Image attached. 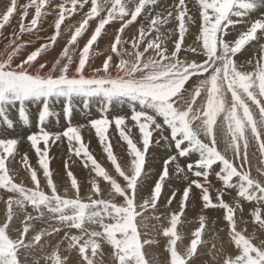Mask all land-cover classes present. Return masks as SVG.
<instances>
[{
	"label": "snow or ice",
	"instance_id": "obj_1",
	"mask_svg": "<svg viewBox=\"0 0 264 264\" xmlns=\"http://www.w3.org/2000/svg\"><path fill=\"white\" fill-rule=\"evenodd\" d=\"M193 3L196 10L190 14L186 0H173L163 12L154 11L158 0H63L55 4L53 0L23 4L6 0L0 12V38L7 41L5 58L0 59V133L15 128L11 110L17 111L23 126H30L29 105L36 106L38 131L26 139L38 161L33 166L27 153L23 154V167L34 186L18 182L15 163L21 139L0 138V201L6 208L0 221V264H27L29 260L40 264L41 259L45 264H154L155 256L150 259L148 249L160 241L150 229L155 227L153 220L162 222L176 199L179 189L160 205L166 184L173 179L185 187L179 210L170 213V226L161 232L167 238L168 255L160 264H198L208 243L203 239L208 218L200 215L190 245L178 248L182 239L178 225L190 200L197 199L194 190L199 191L202 210L225 212L226 225L220 229L225 248L211 242L212 264H217V254L219 264H264V233L258 237L241 227L247 224L243 202H248L253 204L251 219L264 230V15H254L264 12V0ZM77 12L82 19L74 31L71 24L65 26L71 35L59 55L53 61L44 59L57 44L66 18ZM53 13L55 32L49 42L16 62L32 44L24 36L40 39L45 18ZM142 14L147 24L140 23L138 35L126 38L125 30ZM17 16L18 31L14 29L8 37L4 30ZM106 26H112L114 33ZM192 27L195 32L190 31ZM86 33L81 46L80 38ZM109 35L113 39L105 49L107 55L96 66V59L105 55L98 41ZM186 35L194 37L191 44L185 43ZM253 42L254 56L241 60ZM76 101H82L88 111L93 103L100 108L102 115L89 124L115 174L89 151L81 127L71 124ZM58 103L63 104L69 126L51 132L44 125L49 119H59L53 107ZM124 106L130 116L109 117L114 108ZM113 124L127 143V167L113 152L108 135ZM133 127L139 130L141 146L133 139ZM65 139L69 153L95 173L87 193H82L71 170L67 171L70 184L63 192L53 179L49 153ZM153 143L166 149V155L161 174L146 191L151 177L146 158ZM253 146L255 151H251ZM253 158L260 162L257 175H253ZM213 176L221 188L214 187ZM101 178L107 182L105 187ZM227 190L236 192L234 204L226 201L225 196L231 194ZM17 219L22 225L18 229ZM36 222L48 227L37 229ZM45 244L50 252L36 257L34 251H42Z\"/></svg>",
	"mask_w": 264,
	"mask_h": 264
},
{
	"label": "rangeland",
	"instance_id": "obj_2",
	"mask_svg": "<svg viewBox=\"0 0 264 264\" xmlns=\"http://www.w3.org/2000/svg\"><path fill=\"white\" fill-rule=\"evenodd\" d=\"M24 2H27V1H25V0H20V3L21 4H23ZM55 2L56 3H62L63 2V0H53V3L55 4ZM5 4H6V0H0V12H2L3 10H4V7H5ZM165 8L166 7H161V6H159V7H157V8H155L154 9V11L156 10V11H161V9H163V11H165ZM163 11H161V12H163ZM76 15H78V18H76L77 16ZM74 14V16H71V17H67L66 18V20H65V24L64 25H62V27H65V26H67V25H69V24H73L72 26H73V31H74V27L75 26H77V23H79V21L82 19L81 17H82V14L81 13H79V12H77V14ZM54 17H55V13H53V14H50L49 15V17L45 20V22H44V24H43V30L39 33V36H40V39H37L36 37L34 38V36H29V35H25L24 37L25 38H23L25 41H27L28 39L27 38H29V40H32V44H30V46H33V47H38L41 43H42V41L44 40V41H46V42H49V38H50V36L51 35H49L50 34V31L53 29V26H54ZM31 19V10H30V16H29V20ZM53 19V20H52ZM78 19H79V21H78ZM148 19V18H147ZM48 20V21H47ZM67 22H69V23H67ZM73 22V23H72ZM18 23H19V16H17L14 20H13V22H12V26H10V27H6V29L4 30V32H6L7 31V33H8V35H7V33L5 34L6 36H11V33H12V31L14 30V29H16L17 31H18ZM115 23V22H114ZM15 26V27H14ZM12 28V29H11ZM52 28V29H51ZM49 30V31H48ZM45 32V33H44ZM47 32V33H46ZM67 31H65V28L62 30V32H61V36H63L64 38H65V44L67 43V40L70 38V36L69 35H71V32H68V33H66ZM87 33L85 34V38L87 39ZM84 37H82V38H80V44H81V46H82V44L86 41V39L84 38ZM186 37H187V40H185V43L186 44H191L192 43V41H193V36H191V35H186ZM174 38H178V33H177V36L176 37H174ZM192 39V40H191ZM6 43H7V41L6 40H4L3 38H0V47H3V48H5V45H6ZM40 43V44H39ZM45 43V42H44ZM62 43V42H61ZM65 46V45H64ZM1 54H0V59H1ZM46 58V57H45ZM95 104V103H94ZM80 105H82L81 103L80 104H78V105H76V107L74 108V110H76L77 111V106H80ZM96 106L98 107V105L96 104ZM35 107L36 106H32V105H29V113H30V119H31V124H30V126H27V127H23V130L20 128V124H21V122L18 120V118L17 117H15V116H17V114L16 115H14V112L16 111V110H11L10 111V117L14 120V122H15V127L17 128V131H18V133H21L22 135L20 136V139H21V143H24V141H25V144L27 145V146H22V147H18V152H19V155L17 156V161H16V163H15V168L16 169H18L19 171H18V175H17V180H18V182H20V181H23L24 183L25 182H27L28 184H26V185H28V186H34V185H32L31 183H30V180H29V174H28V172H27V170L23 167V164H22V159H21V157L23 156V154L24 153H27V155H28V157H29V163L31 164V165H33V166H37V161H38V157H37V155H36V153H35V151L31 148V146H30V143L28 142L27 143V136L29 135V134H31L32 132H36V131H38L37 129H38V125H37V112L35 111ZM54 107V110H55V112H57V113H59V119H58V121H57V119H55V118H53V119H55V124H54V127H52L51 128V132H60V131H63L64 130V128L63 127H65V129L69 126L68 125V122H67V120L65 119L66 118V116H65V113L63 112V110H62V108H63V105H62V103H60V104H56V105H54L53 106ZM87 111V112H86ZM85 113V114H84ZM84 113L82 114H80V115H86V116H88V110H86L85 109V111H84ZM118 114H122V113H124L123 111H118L117 112ZM12 114V115H11ZM14 117V118H13ZM34 117V118H33ZM36 117V118H35ZM63 117V118H62ZM72 117V116H71ZM62 118V119H61ZM36 120V121H35ZM66 121V124L64 125V121ZM18 121V122H17ZM20 122V123H19ZM70 122H71V120H70ZM61 123H62V125H61ZM59 126H58V125ZM71 124L73 125V126H76V124L75 123H72L71 122ZM37 125V126H36ZM56 125V126H55ZM81 127H83V128H86V126H81ZM19 128V129H18ZM25 129L27 130H29V131H27V133H24L25 132ZM32 129V130H31ZM56 129V130H55ZM59 131H58V130ZM36 130V131H35ZM46 130H47V128H46ZM49 131V130H48ZM89 131L91 132L90 133V135L92 136V135H94L95 134V131H92V130H90L89 129ZM18 134H16V137L15 138H19L18 136H17ZM89 135V137L85 140V142L88 144V146H90L91 147V145L93 144V143H96L97 141H99L98 140V138H93V137H91ZM23 137V138H22ZM134 139V141H136V142H138V146H141L140 144H139V141L140 140H138V139H140V137H134L133 138ZM65 143V144H64ZM58 144V145H57ZM57 145V146H56ZM64 145V146H63ZM127 145V144H126ZM42 147H43V145H41ZM68 144H67V142H66V140H64L63 142H62V144H61V142H57L55 145H53L52 147H51V150H50V153H49V155H50V157L52 158L51 159V164H50V168L52 169V171H53V179H55V177H57L58 175L59 176H62L63 178H65V180H66V185H61L60 187H59V189H60V191L61 192H63V189L66 187V186H68L69 185V183H70V178L67 176V171L68 170H70V168L73 170L72 172L74 173V175L78 178V181L80 182V184H81V186H82V193H86V188H87V192H88V190H89V187H90V185H89V181H90V179L95 175V173H93V172H91L90 173V169H86L85 167H84V165H83V163H82V161L81 160H75V158H74V156H72V155H70V153H69V148H68ZM28 147V148H27ZM154 147H157L154 143H153V145L150 147V149H149V151L151 152H149L148 153V156H147V163H146V165H145V168H146V166H147V164L148 163H151V162H153L152 160H154V159H156V157H157V155H158V153H156L154 150H153V148ZM66 150H65V149ZM162 148V147H161ZM255 149V146H253L252 147V149H251V151H255L254 149ZM27 149V150H26ZM62 149V150H61ZM162 149H164V148H162ZM23 150V151H22ZM92 150H95L96 151V153H100V150L99 151H97L95 148H90L89 149V151L91 152ZM152 150V151H151ZM58 152V153H57ZM92 153V152H91ZM103 154L100 156L101 158L99 159V161L98 162H100L101 164H102V166H104L105 168L106 167H109V165L111 166V163H110V161L108 160V158H107V155H106V153L105 152H102ZM156 153V154H155ZM54 154H55V156H54ZM93 154V153H92ZM257 156H258V153H257ZM257 158H253V163L255 164V165H253V175H257V172H256V167H257V165H259V160L257 159ZM151 160V161H150ZM57 161H60V162H62L61 164H60V162H57ZM65 161V162H64ZM104 161V162H103ZM66 162H67V165H68V167H67V169H66V167H65V164H66ZM68 162H69V164H68ZM74 163H75V166H74ZM104 163V164H103ZM256 163H257V165H256ZM56 165V166H53V165ZM161 164H163V159L161 160ZM83 166V167H82ZM163 166V165H162ZM255 167V168H254ZM57 168V169H56ZM64 168V169H63ZM60 169V170H59ZM84 169V170H83ZM109 171H110V173H114L115 174V171H113V169H114V166L112 165V167H109V168H107ZM78 170V171H77ZM82 170V171H81ZM87 170H89L88 172H87ZM171 170V169H170ZM262 171H264V168H262L261 169ZM77 171V172H76ZM161 172H162V168L159 170V172H158V176L161 174ZM78 174V175H77ZM38 175L41 177V180H42V183H41V187H44V185H45V181H44V179H43V177H42V170H39V172H38ZM80 175V176H79ZM85 176V177H84ZM158 176H156L153 180H148V188L146 189V191H149V190H151V186L155 183V181L157 180V178H158ZM82 177V178H81ZM91 177V178H90ZM120 179H122V178H120ZM210 179L211 180H213L212 181V183H213V185H214V187L215 188H221L222 187V185L221 184H219L220 182L215 178V176H213V177H210ZM89 180V181H88ZM155 180V181H154ZM55 181V180H54ZM101 181H102V178H101ZM152 181V182H151ZM57 182V181H56ZM172 182V183H171ZM170 183H167V185H166V187H165V191L162 193V197H161V201H160V205L161 206H163L164 204V202H166V200H167V197H169L170 195H169V193L171 194V192L173 191V190H177L178 188H179V191H177V195H176V199L173 201L174 203L166 210V215L164 216V217H162V222H157V221H152V223L155 225V227L154 228H152V229H150V231H151V233H152V235H153V237L154 238H156V239H158L159 241H160V243L158 244V245H154V246H152L151 248H149L148 249V252L151 254L150 256H149V258L150 259H152V257H153V255L161 262V260L163 261V260H165L166 258H167V255H168V253L165 251V244H166V239L167 238H165V237H163L162 235H161V232H162V229L164 228V227H168V226H170V213L172 212V211H178L179 210V201H180V199H178V198H181V196H182V191H183V188H184V186H185V183H183V182H179V181H176L175 179H173L172 181H171ZM85 183H88V184H86L85 185ZM153 183V184H152ZM31 184V185H30ZM106 184H107V182H102V187H105L106 186ZM184 184V185H183ZM218 185V186H217ZM175 186V187H174ZM180 187H181V189H180ZM46 191H49L50 192V189H45ZM194 191H196V190H194ZM228 192H230L231 194L230 195H226L225 196V199H226V201H228V202H230V203H235V200H234V198L236 197V192L234 191V190H227ZM197 192V199L193 202V201H191L190 200V202H189V208H191L190 207V205L191 206H195L194 208L197 210H195V209H193V207L191 208L192 209V211H190L189 209H187L186 208V210H185V214H184V216L181 218L182 219V223L180 224V225H178V233L181 235V237H182V239L181 240H179L178 241V248L180 249V250H185L186 249V247L187 246H189L190 245V240H191V238L193 237L192 236V233L199 227V222H197L198 221V217L200 216V214L201 215H206V217L208 218V220H207V226H206V229H205V233H204V235H203V239L205 240V241H208V243L205 245V246H203V252H201L200 253V258L202 259H199L198 260V264H202V263H206L205 261V259L204 258H211L210 256H211V254H210V252H209V250L211 249V242H213V241H215V243L217 244V241L216 240H219L218 242H219V244L217 245V247L219 248L220 247V249L221 250H223L224 248H225V246L224 245H221V243H220V239H219V236H221V238L223 237V232L222 231H220L219 230V228L220 229H223V228H225V226L224 225H226V222L223 220V216L225 215V212H223L222 210L223 209H208V210H202V202H201V200L199 199V193H198V190L196 191ZM213 192H215V191H213ZM166 193V194H165ZM69 195H71V193H69ZM165 195V196H164ZM215 196H216V194H213V198H214V201H215ZM166 199V200H165ZM178 201V202H177ZM0 203H1V205H0V221H3L4 219V217H5V214H3V213H5L6 211L4 210V208H3V202L2 201H0ZM176 204H177V206H176ZM252 206V207H251ZM243 207H244V213H243V215H244V219L247 221V224L246 225H241V227H246L247 228V231H248V233L249 234H253V235H256V236H261L262 235V233H264V230H259V227H258V225H256L255 224V222L251 219V216H250V212H251V210H252V208H253V204H250V203H248V202H243ZM31 210V209H30ZM169 210V211H168ZM189 210V211H188ZM5 211V212H4ZM187 211H188V213H187ZM248 211V212H247ZM169 212V213H168ZM198 212V213H197ZM211 212V213H210ZM2 213V214H1ZM200 213V214H199ZM208 213V214H207ZM216 213H222L221 215H222V217H220V216H218V217H216V219H214L215 218V216H216ZM212 214H213V216H212ZM239 215H240V212H239V210H238V212H237V216L239 217ZM217 218H220V220L218 221L217 220ZM164 219H168V220H164ZM195 219L197 220V221H195ZM214 219V220H213ZM164 220V221H163ZM217 220V221H216ZM222 220V221H221ZM215 222L214 224H213V222ZM195 222H197L196 224H195ZM190 223H192V224H190ZM16 224H19V225H16ZM38 224V225H37ZM216 224V225H215ZM219 224V225H218ZM43 225V226H42ZM37 226H40V227H37ZM186 226V227H185ZM216 226H217V229H216ZM219 226V227H218ZM22 227V225H21V222H20V220L19 219H17L16 221H15V228H21ZM36 227H37V229H39V228H41V227H48V225H45V224H41V223H37L36 222ZM222 227V228H221ZM214 229V230H213ZM14 231H15V229H14ZM182 231V232H181ZM187 232V233H186ZM190 234H189V233ZM217 234H215V233ZM220 232H222V233H220ZM182 233V234H181ZM186 234H189V235H186ZM223 234V235H222ZM188 238V239H187ZM194 238V237H193ZM53 243H55V241H53ZM162 246V247H161ZM65 247V245H61V248H64ZM47 248H49L48 246H47V244H45L44 245V247H43V251H48V252H46V253H43V251H41V250H35L34 251V255L36 256V257H45L46 255H47V253H49L50 251V249H47ZM159 248V249H158ZM207 248V249H206ZM41 251V252H40ZM157 253V254H156ZM161 256V257H160ZM165 256V257H164ZM219 256V254L218 255H216V258ZM204 257V258H203ZM155 258V261H154V264H160V262L159 261H156L157 259ZM161 258V259H160ZM218 259H220V256L218 257ZM204 260V261H203ZM203 261V262H202ZM27 264H32V261L31 260H29L28 262H27ZM40 264H45V261L43 260V259H41V262H40Z\"/></svg>",
	"mask_w": 264,
	"mask_h": 264
},
{
	"label": "bare ground",
	"instance_id": "obj_3",
	"mask_svg": "<svg viewBox=\"0 0 264 264\" xmlns=\"http://www.w3.org/2000/svg\"><path fill=\"white\" fill-rule=\"evenodd\" d=\"M25 1H27V0H25ZM186 2L189 4V8H190V14H192V13H194L195 12V10H196V5L193 3V0H186ZM24 3H26V2H24ZM56 3V2H55ZM173 3V0H158V6L157 7H159V6H161V7H167V6H169V5H171ZM54 4V3H53ZM156 7V8H157ZM156 11V10H155ZM161 11H163V9H161ZM77 14V13H76ZM75 14V15H76ZM255 16H262V15H264V12H259V13H256V14H254ZM77 17L76 18H78V15H76ZM49 17V16H48ZM48 17H46L45 18V20L48 18ZM82 18V17H81ZM54 19H55V17H54ZM53 20V19H52ZM147 17H144L143 16V14H142V17L141 18H138V20H137V22H135L134 23V25H130L129 26V28L128 29H126L125 31H126V38L127 37H131V36H133L134 34L135 35H138V26H139V24L140 23H144L145 25L147 24ZM48 21V20H47ZM78 21H79V19H78ZM67 23H69V22H67ZM73 23V22H72ZM73 25V24H72ZM12 26V25H11ZM74 26V25H73ZM77 26H78V23H77ZM15 27V26H14ZM93 27H94V25H93ZM239 28H242L243 26H238ZM65 27H62L61 28V32H62V30L64 29ZM12 29V28H11ZM52 29V28H51ZM106 30H108L110 33H114V30H113V28H112V26H106ZM49 31V30H48ZM190 31L191 32H195L196 31V29H195V27H192V28H190ZM54 32H55V29H54V26H53V29L50 31V34L49 35H53L54 34ZM7 33V31L5 32V34ZM45 33V32H44ZM47 33V32H46ZM66 33H68V32H66ZM7 35H8V33H7ZM70 36V35H69ZM189 36V35H188ZM10 37V36H9ZM51 37V36H50ZM87 37V36H86ZM25 38V37H24ZM35 38V37H34ZM85 38V37H84ZM28 40H29V38H27ZM86 39V38H85ZM113 39V36L112 35H109L107 38H104V37H102L99 41H98V44H99V51H101V52H105V49H106V47H107V45L109 44V42L111 41ZM193 39H194V37H193ZM186 40H187V37H186ZM192 40V39H191ZM44 42H46V41H42V43H44ZM62 42V43H61ZM65 38L63 37V36H60V37H58V40H57V44L53 47V49H51V50H49V52L48 53H46V54H44V59H46V60H48V61H53L54 60V58L55 57H57L58 55H59V53H60V51L63 49V47H64V45H66L65 43ZM41 43V44H42ZM40 44V43H39ZM83 45V44H82ZM96 46H94V48H95ZM35 48L36 47H33V46H30V45H28L27 47H26V49L25 50H22V52L20 53V57L16 60V62H19V59H22V58H26V56H27V54H29L31 51H33V50H35ZM129 50H131L130 49V45H129ZM256 51H257V48H256V46H255V42H253V45H250V46H248V48H247V50L243 53V55H241V57H240V59L241 60H244V59H251L253 56H254V54L256 53ZM0 54H1V59H3V58H5V48H3V47H0ZM107 55V53L105 52V55H102V56H100V57H98L97 59H96V61H95V64H96V66H100L101 65V63H102V61H103V59L105 58V56ZM46 57V58H45ZM117 58L114 56V60H116ZM82 104V105H80V106H77V111L76 110H73V113H72V117H71V122L72 123H75L76 124V126H86V128H83V127H81V131H82V136H83V138H84V141L89 137V135H90V131H89V129L90 130H92V131H95L94 129H92L91 127H90V124H89V121L91 120V119H95V118H99L101 115H102V112H101V110H100V108L99 107H97L96 106V103L94 104H92L91 105V111H88V116H84V115H80L81 113L83 114L84 113V111H85V109L83 108V102L82 101H76V105H78V104ZM58 104H60V103H58ZM63 105V104H62ZM35 111L38 113V109H37V107H35ZM118 111H123L124 113H120V115H125V116H130V110L127 108V106H124L123 108H119V107H116V108H114L113 109V111H111L108 115H109V117L110 118H113L114 119V116L116 115V114H118L117 112ZM87 112V111H86ZM17 114V111H15L14 112V115H16ZM85 114V113H84ZM12 115V114H11ZM15 117H17V116H15ZM31 117V116H30ZM37 117V116H36ZM35 117V118H36ZM14 118V117H13ZM18 118V117H17ZM34 118V117H33ZM63 118V117H62ZM61 118V119H62ZM56 119V118H55ZM55 119H49L47 122H46V124L44 125V127L45 128H47V130H49V131H51V128L52 127H54V124H55ZM66 119V118H65ZM36 121V120H35ZM58 121V120H57ZM64 121V120H63ZM16 122V121H15ZM18 122V121H17ZM20 123V122H19ZM66 124V121H64V125ZM37 125H38V123H37ZM36 125V126H37ZM58 125V124H57ZM61 125H62V123H61ZM56 126V125H55ZM59 126V125H58ZM23 127H25V126H23L22 124H20V128L23 130ZM55 128V127H54ZM64 129H65V127H63ZM19 129V128H18ZM32 130V129H31ZM38 130V129H37ZM56 130V129H55ZM58 130V129H57ZM24 131V130H23ZM27 131H29L28 129L26 130L25 129V132L24 133H27ZM36 131V130H35ZM59 131V130H58ZM30 132V131H29ZM54 132V131H53ZM60 132H62V131H60ZM131 132H132V136H133V138L134 137H140V134H139V130H138V128H135V127H133L132 128V130H131ZM16 134H18L17 136L20 138V136L22 135L21 133H18V131H17V128L15 127L14 129H12V130H8L6 133H0V138H15L16 137ZM108 135H109V138H110V140H111V143H112V146H113V152H114V154L115 155H117V157H118V160H120V162L122 163V165H124V166H128L129 165V163H130V157H129V155H128V148H127V143L125 142V141H123L121 138H120V136H119V133H118V130L115 128V125L113 124L111 127H110V129H109V133H108ZM155 133H154V138H155ZM91 136V135H90ZM91 137H93V138H98L97 137V135H96V133L94 134V135H92ZM23 138V137H22ZM66 140V139H65ZM138 140H140V139H138ZM67 142V141H66ZM27 143H28V141H27ZM61 144H62V142H61ZM65 144V143H64ZM58 145V144H57ZM56 145V146H57ZM22 146H27L26 144H25V141H24V143H20L19 145H18V147L20 148V147H22ZM64 146V145H63ZM89 147V149L90 148H95L97 151H99L100 150V153L98 154V153H96V151L95 150H92L91 152L93 153V155L95 156V158L99 161V159L101 158L100 156L103 154L102 152H104L103 151V148H102V145H101V143L99 142V141H97L96 143H93L92 145H91V147L90 146H88ZM28 148V147H27ZM68 148H69V146H68ZM65 149V148H64ZM254 149V148H253ZM27 150V149H26ZM62 150V149H61ZM66 150V149H65ZM153 150L156 152V153H158V155H157V157H156V159H154V160H152L153 162H151V163H148L147 164V166H146V170H148V169H151V177H150V180H153L156 176H158V172H159V170L162 168V165L163 164H161V160L162 159H164L165 158V155H166V149H162L161 147H154L153 148ZM255 150V149H254ZM23 151V150H22ZM52 151V150H51ZM152 151V150H151ZM150 152V151H149ZM58 153V152H57ZM151 153V152H150ZM155 153V154H156ZM70 155H72V154H70ZM54 156H55V154H54ZM72 156H74V155H72ZM74 158H75V160L77 161V160H80L79 158H77V157H75L74 156ZM257 160V159H256ZM151 161V160H150ZM57 162H60V161H57ZM65 162V161H64ZM104 162V161H103ZM62 162H60V164H61ZM68 164H69V162H68ZM104 164V163H103ZM57 165V164H56ZM55 164L53 165V166H56ZM59 165V164H58ZM57 165V166H58ZM66 165V164H65ZM253 165H255L254 163H253ZM256 165H257V163H256ZM74 166H75V163H74ZM258 166V165H257ZM83 167V166H82ZM109 167H112V165L110 166L109 165ZM109 167H106V168H109ZM255 168V167H254ZM57 169V168H56ZM64 169V168H63ZM60 170V169H59ZM68 170V169H67ZM70 170L71 171H73L71 168H70ZM84 170V169H83ZM78 171V170H77ZM76 171V172H77ZM82 171V170H81ZM89 170H87V172H88ZM113 171H114V169H113ZM90 173H91V171H90ZM54 174V173H53ZM114 174V173H113ZM78 175V174H77ZM41 176V175H40ZM80 176V175H79ZM85 177V176H84ZM82 178V177H81ZM91 178V177H90ZM78 179V178H77ZM156 179V178H155ZM55 181H57V183H58V186L60 187L61 185H66L67 183H66V180H65V178H63L62 176H57V177H55V179H54ZM91 180V179H90ZM89 181V180H88ZM155 181V180H154ZM213 181V180H212ZM103 182V181H102ZM152 182V181H151ZM26 184H28L27 182H25ZM172 183V182H171ZM181 183V182H180ZM70 184V183H69ZM86 184H88V183H85V185ZM153 184V183H152ZM219 184H221V183H219ZM31 185V184H30ZM90 185V184H89ZM167 185V184H166ZM184 185V184H183ZM26 186H28V185H26ZM218 186V185H217ZM175 187V186H174ZM185 187V186H184ZM179 189V188H178ZM180 189H181V187H180ZM86 190V193H87V188L85 189ZM150 191V190H149ZM165 191V190H164ZM197 191V190H196ZM71 193V192H70ZM198 193H199V191H198ZM166 194V193H165ZM212 194H216V192H213ZM169 195H171L170 193H169ZM165 196V195H164ZM178 196V195H177ZM168 198V197H167ZM178 199H180V198H178ZM166 200V199H165ZM178 202V201H177ZM174 203V202H173ZM163 204H165V202L163 203ZM0 205H1V203H0ZM176 206H177V204H176ZM190 207L192 208L193 207V209H195L194 207L195 206H191L190 205ZM252 207V206H251ZM3 208H4V210L6 211V208H5V205L3 204ZM191 208H189V207H187V209H189L190 211H192V209ZM197 209V208H196ZM195 209V210H196ZM186 210V209H185ZM188 210V211H189ZM215 210V209H214ZM221 210V209H220ZM4 211V212H5ZM169 211V210H168ZM188 211H187V213H188ZM197 211V210H196ZM223 212H224V210H222ZM248 212V211H247ZM169 213V212H168ZM198 213V212H197ZM211 213V212H210ZM2 214V213H1ZM3 214H5V213H3ZM189 214V213H188ZM200 214V213H199ZM202 214V213H201ZM200 214V215H201ZM208 214V213H207ZM222 213H216V216H215V218L214 219H216V217H218V216H220V217H222V215H221ZM206 216V215H205ZM212 216H213V214H212ZM5 218V217H4ZM3 218V219H4ZM198 219V221L195 219V221H197V222H199V217L197 218ZM213 219V220H214ZM165 221L166 220H168V219H164ZM163 220V221H164ZM217 220L219 221L220 220V218H217ZM216 220V221H217ZM222 221V220H221ZM197 222H195V224L197 223ZM213 222V221H212ZM38 223V222H37ZM190 224H192V223H190ZM16 225H19V224H16ZM38 225V224H37ZM46 225V224H45ZM216 225V224H215ZM219 225V224H218ZM43 226V225H42ZM225 226V225H224ZM37 227H40V226H37ZM186 227V226H185ZM219 227V226H218ZM222 228V227H221ZM216 229H217V226H216ZM214 230V229H213ZM218 230V229H217ZM219 230H220V228H219ZM182 232V231H181ZM187 233V232H186ZM189 233V232H188ZM215 233V232H214ZM220 233H222V232H220ZM182 234V233H181ZM190 234V233H189ZM189 234H186V235H189ZM216 234V233H215ZM224 234V233H223ZM222 234V235H223ZM217 235V234H216ZM193 238V237H192ZM191 238V239H192ZM188 239V238H187ZM219 239H221V236H219ZM217 241V245L219 244V240H216ZM225 246V245H224ZM162 247V246H161ZM47 249H49V248H47ZM63 249V248H62ZM159 249V248H158ZM165 249V248H164ZM207 249V248H206ZM219 249H220V247H219ZM44 250V249H43ZM42 250V251H43ZM184 250V249H183ZM46 251V250H45ZM43 251V253H46V252H48V251ZM50 251V250H49ZM229 251H230V249H229ZM41 252V251H40ZM48 254V253H47ZM157 254V253H156ZM218 255V254H217ZM75 257V253H73V258ZM161 257V256H160ZM165 257V256H164ZM211 258H204L206 261V263L205 264H212V255L210 256ZM219 257V256H218ZM218 257L216 258V261H217V264H219V259H218ZM156 258V257H155ZM157 259V258H156ZM161 259V258H160ZM201 259V258H200ZM202 260V259H201ZM156 261H159L158 259L156 260ZM162 261V260H161ZM204 261V260H203ZM202 261V262H203ZM160 262V261H159ZM159 264V263H158ZM202 264H204V263H202Z\"/></svg>",
	"mask_w": 264,
	"mask_h": 264
}]
</instances>
